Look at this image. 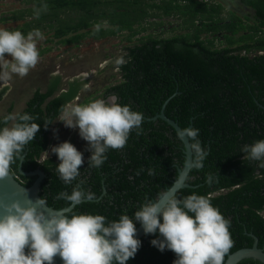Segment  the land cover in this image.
I'll use <instances>...</instances> for the list:
<instances>
[{"label": "trees", "instance_id": "1", "mask_svg": "<svg viewBox=\"0 0 264 264\" xmlns=\"http://www.w3.org/2000/svg\"><path fill=\"white\" fill-rule=\"evenodd\" d=\"M18 1L24 6L0 16V22H21L14 30L27 34L39 29L50 33L48 41L61 45L76 46L82 39L100 40L124 32V39L131 42L165 20L173 22L169 31L175 32L137 37L115 58L119 78L105 87L102 96H115L119 104L142 113V132L137 135L133 129L122 149H109L99 168L88 167L91 153L87 147L80 174L71 184L59 178L56 155L42 156L50 144L53 120L88 79L62 81L55 75L47 79L46 91L33 92L19 113L31 115L40 127L25 145L21 168L45 173L41 199L62 209L70 203L57 199L58 194L71 193L80 184L94 198L82 201L69 214H99L108 221L121 214L132 217L145 198L156 199L184 163L183 144L174 129L162 119H151L164 106V114L180 128L199 129L198 139L207 152L202 166L191 168L187 175L191 187L175 195L206 196L219 209L230 222L233 244L227 254L250 247V234L264 250V168L258 167V161L244 159L240 151L243 145L264 139V0H237L253 11L242 18L209 0ZM42 3L47 4V11L37 19L33 10ZM121 58L123 63H118ZM61 85L66 89L55 95ZM18 163L11 166V174L30 186L35 177L19 174ZM149 169L155 175L150 176ZM208 174L215 178L211 185L206 183ZM134 224L137 227L139 222ZM156 238L158 234L143 235L135 256L126 264H173L174 252L151 245ZM237 264L261 263L244 259Z\"/></svg>", "mask_w": 264, "mask_h": 264}, {"label": "clouds", "instance_id": "2", "mask_svg": "<svg viewBox=\"0 0 264 264\" xmlns=\"http://www.w3.org/2000/svg\"><path fill=\"white\" fill-rule=\"evenodd\" d=\"M45 11L47 4L42 3L34 8V17L38 19ZM44 38L39 29L24 34L0 27V81L8 82L13 74L26 76L38 63L37 42ZM118 63H123V59ZM59 120L69 128H78L91 153L88 167L99 168L109 149H122L126 145L133 129L137 135L141 134L143 114L131 110L127 104H119L113 97L110 101L98 99L66 106ZM39 127L27 113L0 117V180L11 175V166L21 160L25 145L33 140ZM198 136L197 128L176 130L178 140L187 139L191 163L197 168L207 155ZM240 151L244 159L258 161V167L264 168V139L245 144ZM51 152L59 160L56 165L59 178L71 184L80 174L83 154L67 141L52 146ZM148 174L155 175L152 169ZM214 180L212 174L206 176L208 185ZM93 198L80 184L71 193L61 192L57 196L73 208ZM70 211L49 213L41 198L35 201L25 198L23 203L18 199H0V264H53L56 256L63 264H126L141 245L135 238L134 221L139 222L144 234H158L150 243L160 251L174 252L173 264H224L233 244L230 222L206 196L195 193L178 198L173 192H165L154 200L145 198L132 217L121 214L111 221L99 214L70 215Z\"/></svg>", "mask_w": 264, "mask_h": 264}, {"label": "rangeland", "instance_id": "3", "mask_svg": "<svg viewBox=\"0 0 264 264\" xmlns=\"http://www.w3.org/2000/svg\"><path fill=\"white\" fill-rule=\"evenodd\" d=\"M209 1L219 3L224 8L225 12L233 11L237 16H240L241 18L244 17V15L251 16L253 12L249 7L242 5L237 0ZM22 6L24 5L18 0H0V16L6 15L11 10ZM166 21L167 20H165V23L160 26L156 25L148 27L145 32L134 37L131 42H127L124 39V35H126V33L124 32L123 36L119 35L100 40H92L89 38L82 39L76 46L61 45L56 43L55 40H53L52 42L48 41L50 33L42 32L45 38L37 42V48L39 52L44 51L46 48H49L48 51L41 52V54L44 53V63H46L47 60L51 59L59 60V63H57V65H55V63L52 65L54 61H51V63L49 64V71L54 70L55 72L59 73L62 81H72L78 78L81 79V77H85L86 79H88L84 87L79 91L81 92V95L78 96V100L75 101V99H73L72 103L76 105L81 104L83 98L87 99V102L84 104L98 99L110 101L111 96L103 98L102 94L107 85L113 84L116 79L119 78V73L117 71V62L115 58L124 53L123 47L125 45L133 44L134 42H136L137 37H145L148 34L152 36H168L175 33L169 31L171 25H173V22L167 23ZM20 23L21 22L15 21L0 22V27L6 28L8 30H14L16 25ZM46 73L48 72L46 71ZM43 81H46V77H44L42 80H39V85L42 88L45 87ZM8 83L12 85V80H9ZM59 119L58 121H56V126L54 127L55 129L53 131L51 127V131L48 135L50 138V144L47 150L43 153L42 157L45 158L49 156H55V154L51 152V147L56 146L64 141L78 146L76 143L80 140L81 144L76 147V149L81 153L86 152L87 148L83 147L84 140L80 137V139L78 138L77 142L75 141L79 131L78 128H69Z\"/></svg>", "mask_w": 264, "mask_h": 264}, {"label": "water", "instance_id": "4", "mask_svg": "<svg viewBox=\"0 0 264 264\" xmlns=\"http://www.w3.org/2000/svg\"><path fill=\"white\" fill-rule=\"evenodd\" d=\"M113 97L115 96H111V99ZM163 109H164V106L161 108L160 112L154 115L151 119L152 120H156L158 118L162 119L169 126H171L176 132V130H178V128L180 127L174 120L168 118L164 114ZM188 128H190V126H188ZM50 131L51 129L49 130V133ZM181 142L183 144L184 163L181 168H178L176 179L162 193L173 192L174 194H176L177 191L182 188L191 187L190 184L187 183V181L184 179V174L186 173L188 175L190 169L195 166H193L191 163L193 157L186 147L188 143L187 139L185 138V140ZM26 152L27 151L25 150V152L22 154L21 160L18 163L17 170H18V173L21 175L34 176L35 177L34 181L32 182L30 186H24L12 174L9 177H5L3 180H0V199H3L4 201H8L10 199H18L23 203L25 201V198L31 199L33 201L41 198L39 196L40 184L45 177V173L39 168L33 171H30V172H24L22 170L21 162ZM180 181H183V183H180ZM72 208L73 207L71 204L62 209H55L46 204V211L49 213H56L61 210H69V209L71 210ZM143 235L145 234L143 232L142 226L139 224L136 227V237L135 238L140 240ZM250 236L253 238L252 245L250 247H243V248L235 250L234 252L228 253L224 261V264H237L244 259H252V260L258 261L261 264H264V250L258 247L257 237H255L253 234H250ZM53 264H63V262L59 256H56L53 259Z\"/></svg>", "mask_w": 264, "mask_h": 264}, {"label": "crops", "instance_id": "5", "mask_svg": "<svg viewBox=\"0 0 264 264\" xmlns=\"http://www.w3.org/2000/svg\"><path fill=\"white\" fill-rule=\"evenodd\" d=\"M42 52V51H41ZM41 52H39V59H38V63L37 65L30 69L28 74L24 77H19L17 75H12V78L10 79V81L12 80V85H10L8 82H2L0 81V93H1V97H0V117H3L5 115H7L8 113L10 114H15V113H19L22 110H24V108L26 107V102L30 99V97L32 96L33 92L36 89H39L41 92L46 91L47 89V79L55 76V75H59V73L53 71H49L50 67L49 64L51 63V61H54L52 63V65L55 63V65H57V63H59V60H55V59H51V60H47L46 63H44V53L41 54ZM43 62V63H41ZM46 64V65H45ZM54 65V67H55ZM46 71L48 73H46ZM60 76V75H59ZM44 77H46V81H43L45 84V87L42 88L40 87V82L39 80L43 79ZM66 87L65 85H61L59 87V89L57 90V92L55 93L58 94L59 92L65 90ZM81 95V92L78 93V95L74 98L75 101L78 100V96ZM73 100H71L69 102V104L67 103V105H76L74 103H72ZM87 102L86 98H83V101L81 102V104L79 105H83L84 103ZM62 114V113H61ZM61 114L56 117L52 124V131L55 129L54 127L56 126V121H58L59 117L61 116ZM12 122H9V126ZM50 127V129H51ZM78 138L80 139L79 134H77V137L75 139V141H78ZM78 146L81 144L80 140L76 143ZM83 147H88V143L86 141H84L83 143ZM75 146V145H74ZM75 146V147H78Z\"/></svg>", "mask_w": 264, "mask_h": 264}, {"label": "flooded vegetation", "instance_id": "6", "mask_svg": "<svg viewBox=\"0 0 264 264\" xmlns=\"http://www.w3.org/2000/svg\"><path fill=\"white\" fill-rule=\"evenodd\" d=\"M82 79H86L85 77H81V79L80 80H82ZM262 214L264 215V211L262 212Z\"/></svg>", "mask_w": 264, "mask_h": 264}]
</instances>
